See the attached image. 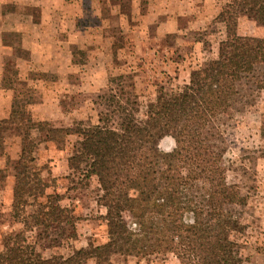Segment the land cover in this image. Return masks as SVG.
I'll use <instances>...</instances> for the list:
<instances>
[{
  "label": "trees",
  "instance_id": "trees-1",
  "mask_svg": "<svg viewBox=\"0 0 264 264\" xmlns=\"http://www.w3.org/2000/svg\"><path fill=\"white\" fill-rule=\"evenodd\" d=\"M241 9L264 21V0H229L215 18L225 28L218 56L193 70L183 87L162 92L143 120L137 102L118 94L110 97L111 108L99 114L95 128L82 122L53 127L14 101L0 127L23 130L12 201L21 227L2 236L0 264H113L115 256L170 254L180 264H244L243 226L235 213L240 188L227 180V142L220 129L237 103L264 90V37L239 34ZM71 137L78 146L68 167L86 179L97 177L108 240L60 258L38 250V241L76 218L62 194L47 193L34 166L43 142ZM167 137L174 141L169 150L161 147ZM8 176V168L0 167V186Z\"/></svg>",
  "mask_w": 264,
  "mask_h": 264
},
{
  "label": "rangeland",
  "instance_id": "rangeland-1",
  "mask_svg": "<svg viewBox=\"0 0 264 264\" xmlns=\"http://www.w3.org/2000/svg\"><path fill=\"white\" fill-rule=\"evenodd\" d=\"M74 1L76 5H87L88 11L64 24L69 45L59 55L57 39L41 41L55 32L49 21L56 18L50 9L10 2L0 7L4 28L11 27L15 13L21 15L23 30H9L4 37L13 48L2 52L5 80L0 79V117H8L18 100L28 105L34 119H45L53 127H76L82 122L84 127L95 128L99 114L111 108L110 97L118 94L137 102L138 117L143 120L148 105L162 92L183 87L193 70L218 56L219 43L225 36L224 25L215 20L214 10L223 8L229 0H160V4L158 0H117L115 6L113 0ZM153 4L163 12V21L150 18ZM73 11L68 6V11L63 12L71 15ZM238 32L243 37H264V21L241 9ZM25 45L32 46L31 55ZM26 60L36 67L28 70L24 78L23 69L27 68L22 65ZM52 60L69 66L56 70L44 64ZM54 96L60 97L59 105L52 101ZM43 98L50 99L47 105H41ZM220 131L227 142V180L240 188L235 206L243 226L239 252L244 264H264V90L237 103L233 118ZM22 137L23 130L18 127H0V166L9 170L7 180L0 186V250L2 236L21 227L13 216L11 183ZM77 141L71 137L65 143L43 142L37 153L34 167L46 183L47 193L62 194V203L76 218L72 224L60 225L48 239L38 241V250L49 256L67 257L78 248L108 240V226L103 219L106 209L98 203L102 190L97 177L86 179L81 171L67 164ZM173 146L170 137L161 142L162 149ZM85 264H94V260ZM113 264L180 262L170 254L147 258L115 256Z\"/></svg>",
  "mask_w": 264,
  "mask_h": 264
},
{
  "label": "crops",
  "instance_id": "crops-1",
  "mask_svg": "<svg viewBox=\"0 0 264 264\" xmlns=\"http://www.w3.org/2000/svg\"><path fill=\"white\" fill-rule=\"evenodd\" d=\"M159 1L160 0H158L157 2L159 3ZM206 1L211 3V0H206ZM214 1L216 2V0H214ZM9 2L12 5H19V6L20 5H25V6L26 5L27 6H39V5H42V6H46L48 9L51 10V13H53V18H56V19H53L52 21H49V22L52 23L55 32H52V34H47L48 38L42 37L41 41L42 42H49V41H51L53 39H57L60 42L58 55H59L60 52L62 54L65 53L66 50H67V47L69 45V40L67 38V29L65 28L66 25H64L66 23V21H73V20H75L77 18V16L80 17L81 14L85 15V12L88 11L87 8H85V7H87V5H84L83 3H80L79 5L78 4L76 5V2L74 0H0V7L3 6L5 3H9ZM98 2L100 3L101 0H99ZM112 2L114 4V6L117 5V0H113ZM217 2H219V1H217ZM221 5H223V4H221ZM68 6H71L75 10L72 13L73 15L72 14L71 15H66V13H64L65 10L68 11ZM157 6L155 4H153L152 15L150 16V18H152L153 20H157V21H163V19L160 18V16H162L163 12H159V9H158ZM60 9L62 11H60ZM221 9H222V6H218V8H216V10H214V15L216 14V17L220 13ZM58 10L60 12H56ZM77 10H78V12H77ZM164 10L165 9H163L161 11H164ZM165 13L172 14L173 11L166 9ZM27 17L29 18V16H27ZM11 20H12L11 21L12 22L11 27L7 28V29L4 28V25H3L4 16H3V14H0V77H1L0 79H1V82L3 81L2 78H4L3 77L4 76V73H3L4 61H3L2 52H4L5 49L13 48L10 44H8V43H6L4 41V37L6 36V33L10 32L9 30H12L11 32L14 31V32H22L23 33V30H22V27H21V15L13 13V16H12ZM28 21H33V19H28ZM58 30H60V32H58ZM57 32H58V34H57ZM68 34L71 35L72 32H68ZM24 47H25V49L27 51H29V53L31 55L32 54V50H31L32 46L25 45ZM61 63H62V61H58V60H56V61L52 60V62H50L49 64L44 62V64L48 65L49 68H51V67L53 68L54 67V69H56V70H62L63 68H68L69 63H66L64 65H59ZM24 65L27 68L26 71H24V69H23V72L26 73L24 75V78H25V76L27 75V71L33 69V67L35 68L36 65L33 64L32 61H30V60H26V62L23 63L22 67ZM42 100H43L42 103H41L42 106L43 105H47L48 102L50 101L49 98H43ZM52 101L53 102L57 101L58 103H56V104L59 105L60 102H61V99H60L59 96L58 97L54 96L52 98ZM0 167H4V166H0ZM13 177H14V175H13ZM13 182L14 181H12V183H11L12 184V186H11L12 192H13V187H14V183Z\"/></svg>",
  "mask_w": 264,
  "mask_h": 264
}]
</instances>
